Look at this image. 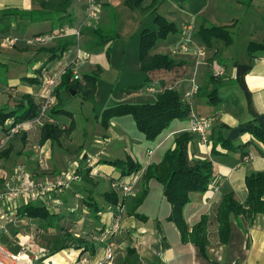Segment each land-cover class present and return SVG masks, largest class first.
<instances>
[{"label":"crops","instance_id":"1","mask_svg":"<svg viewBox=\"0 0 264 264\" xmlns=\"http://www.w3.org/2000/svg\"><path fill=\"white\" fill-rule=\"evenodd\" d=\"M38 1L0 0V11L12 9L30 12L39 9ZM95 1L100 11L99 26L109 25L110 18L105 6L109 7L115 13V32L118 36L98 51L83 49L89 39L86 29L91 27L85 13L88 0L81 6V13L74 7L75 0L72 1L68 11L73 14V21L70 25L64 24L60 32L52 29L51 21L29 22L20 18L11 22L6 32L8 34L0 32V64L6 66L5 74L0 75V109L17 106L24 96H30L38 103L42 92L41 84L31 85L24 78H36L39 81L47 71L65 68L75 59L78 50L81 56H87V61L80 68V74L92 73L96 67L100 68L93 97H85V103L76 109L79 112L77 114L73 111V104L71 110L66 107L72 115L71 118H58L60 121L62 119L60 123L64 127L71 120L75 123V128L65 143L71 152L49 167L58 172L64 170L65 163L68 166L71 160L86 158L90 168L87 169L88 177L79 178L69 190L62 191L59 195L56 191L36 198L31 196L27 200L19 199L10 207L6 202L0 203V243L13 254L21 253L19 264H49L51 259V264H74L80 255L88 256L89 264H99L104 243L94 240L93 237L101 236L105 228L111 225V213L114 210L112 206L104 203L102 194L111 190L112 183L128 182L135 178L133 193L123 203L124 213L119 231L112 237L114 259L111 264H126L123 260L128 247L136 250L140 264H264V216L256 215L251 224L242 216L231 217L229 239L225 245L218 243L216 225L211 222L208 227L210 243L205 252L206 257H203L197 247L181 242L178 229L167 220L171 207L162 194L161 186L155 181L148 184L142 181L146 166L158 164L163 154L174 148L175 140L187 133L191 136L187 151L189 160L206 159L213 165L209 190L204 193L191 192L188 195V203L183 208V218L188 229L202 216L212 217L223 194L231 192L238 201L245 200V178L252 173L264 171V154L260 153L264 149L244 131L249 126L264 129V49L248 52L250 44H264V0H157L152 9L147 8L151 0H145L142 8L133 11L124 5L125 0H114L117 3L113 0ZM153 9L166 21L173 23L177 32L169 33L164 40L157 41L148 54L167 55L182 65L172 70L141 72L138 33L142 29H156L153 14H150ZM120 13L124 14L123 18ZM185 24H192L194 28L192 48L186 54H172V46L179 41L181 27ZM201 26L228 28L232 32V43L226 46L222 40L211 39L209 44H205L198 34ZM76 31L80 32L79 38L72 34ZM37 35L50 39L44 44L32 43L31 39ZM63 36H73L77 44L69 47L64 52L66 55L63 53L59 60L49 61L51 54L38 53L39 48L55 47L57 38ZM134 37L137 38V50L136 47L133 49L132 58L124 64L125 52L121 44L128 43ZM7 38H16L15 45L6 47L4 41ZM114 44L120 45L118 50L121 54L118 53L117 58L111 48ZM197 50H200V54H197ZM129 61L130 65L127 64ZM128 67L135 71L132 74L127 73ZM134 75L136 80L131 82ZM212 76H218L219 79V102L215 106L208 103L206 95L212 87ZM152 83L157 86L156 93L143 91L146 85ZM194 85L198 87V92L188 100L189 115L213 119L208 144H201L196 136L188 132V117L173 120L152 142L145 140L136 130L130 116L110 120L104 127L102 140L97 137L95 125L100 122L99 115L103 110L120 104H153L156 96L164 90H173L183 96ZM115 86L117 94L113 91ZM101 91L104 98L108 97V101L114 96L112 101L116 104L96 113L91 104ZM71 100H68L67 106ZM88 107L91 114L83 116L82 109H89ZM90 117L96 118V124L94 131L86 138V131L82 126ZM79 119L82 120L81 124ZM21 125L20 133L13 137L11 150L18 154L17 148L20 151L24 147V153L12 155L16 159H1L6 162L0 165V187L4 180L14 174L16 166H22L35 181L50 180L49 176L43 174V169L38 167L34 151L31 156L30 151H27L34 150L29 147V142L34 137L39 140L40 127L34 121ZM3 133L0 127V136ZM220 139L234 147H243L225 149ZM97 144L103 150L100 154L88 157L89 148ZM148 151H153L149 158ZM245 157L249 159L244 160ZM126 159L139 163L141 169L123 178L117 169L105 163ZM98 171L104 174L103 179L94 177L101 175ZM90 173L94 178L90 177ZM76 196L80 199H75ZM88 197L94 199L102 209L98 220L91 218L84 204ZM28 203L42 204L56 214L59 218L57 225L45 227L43 223L19 214V208ZM4 212L12 213L8 221L2 219ZM60 228L88 242L92 249L83 251L71 247L49 254L47 246L61 233ZM36 229L45 232L37 236ZM23 241H26V248L22 252ZM37 253L40 260L35 262L31 258Z\"/></svg>","mask_w":264,"mask_h":264},{"label":"trees","instance_id":"2","mask_svg":"<svg viewBox=\"0 0 264 264\" xmlns=\"http://www.w3.org/2000/svg\"><path fill=\"white\" fill-rule=\"evenodd\" d=\"M72 1L58 0L54 2L52 0H39V9L30 12H20L12 9L0 11V32L8 34L6 32L10 28L11 22L16 18L29 22L48 20L53 24L52 29H58V32H60L64 24L70 25L73 21V14L68 11ZM144 1L125 0L124 5L133 11L142 8ZM156 3L157 0H151L147 8L152 9ZM105 9H107L110 18L109 25L107 27L96 25L86 29L89 39L83 45L84 50L94 49L98 51L118 37L115 32V13L109 7L105 6ZM150 14H153V22L156 25V29H142L138 33L140 71L172 70L175 67L181 66V62H177L167 55L150 56L148 54L157 41L164 40L169 33L177 32V27L158 15L156 9H153ZM198 34L205 44H209L211 39L222 40L226 46L230 45L233 41L232 32L226 27L201 26L198 29ZM76 44L77 41L73 36H63L57 38L55 47L49 49L41 48V50L39 48L38 53L51 54L49 61H55L59 60L69 47ZM259 49H264V44H250L248 46L249 53ZM5 72L6 66L0 64V75L5 74ZM99 72L100 68L96 67L92 73H82L80 80L71 81V66L69 65L65 68L60 83L55 89L56 104L50 111V116L54 118L55 123H44L40 127L39 145H44L46 142L59 143L61 138H67L72 134L75 128L74 121L71 120L69 125L64 127L56 120V117H72L71 113L65 109L68 100L71 98L70 93L72 91L75 93L82 91L84 97H93L96 91ZM217 77L212 76L210 78L212 87L206 94L208 103L213 106L219 102L217 96L219 79ZM24 80L31 85L41 84V79H39L40 82L36 78H24ZM38 104L39 102L36 103L30 96H24L17 106L0 109V127L3 132L9 129L10 125L6 126L7 121H12L11 126H15L35 120L39 115ZM189 113V107L186 103L182 102V96L173 90H164L156 96V101L153 104L116 105L103 110L99 115V120L106 127L112 119L130 116L136 130L143 135L145 140L152 142L169 127L173 120L187 118ZM244 131L250 134L253 141L264 149V129L257 126H249ZM220 140L221 145L228 150L243 147H234L224 139ZM190 141L191 136L189 134L183 133L180 135L174 142V148L167 150L158 164H148L146 166L142 175V181L145 184L155 181L161 186L162 194L171 207L167 220L172 222L178 229L182 243L194 245L198 248L201 255L206 257L205 252L210 243L208 227L211 222H214L216 225L218 243L225 245L229 239L231 217L238 218L242 216L247 220L248 224H251L256 215L260 214L264 216V171L252 173L245 178L247 195L243 202L238 201L233 193H225L221 196L219 203L215 207L212 217L202 216L191 229H188L183 218V208L188 203V195L191 192L204 193L209 190L213 177V165L211 161L206 159L201 161L189 160L187 151ZM10 152L11 144L1 153L0 159L8 157ZM260 153L264 154V152ZM244 156L242 155V157ZM105 163L117 169L122 178L131 176L141 169L139 163H135L130 159ZM88 174L89 170L85 172L86 178ZM102 199L105 204L113 208L120 201L118 192L112 187L109 192L102 194ZM84 204L88 208L91 218L98 220L99 213L102 210L99 204L89 197L84 200ZM18 213L26 218L43 223L45 227L55 226L59 221L57 215L42 204L28 203L21 206ZM60 232L48 244L47 250L49 254H56L71 247L76 250L83 249V251L92 249L88 242L72 236L67 230L60 228ZM123 263L140 264L134 248L128 247L126 249Z\"/></svg>","mask_w":264,"mask_h":264},{"label":"built area","instance_id":"3","mask_svg":"<svg viewBox=\"0 0 264 264\" xmlns=\"http://www.w3.org/2000/svg\"><path fill=\"white\" fill-rule=\"evenodd\" d=\"M99 8L95 0H88L85 8L86 18L90 23L91 27L96 26L99 19ZM94 24V25H93ZM193 26L192 24H185L181 27L180 30V39L179 41L172 46L171 52L172 54H186L190 51L193 45L192 34H193ZM77 38L80 37V32L76 31L72 33ZM50 38L42 35H37L31 39L32 43L44 44ZM5 42L9 46H13L16 43V38H7ZM197 54H200V50H197ZM64 55H66L64 53ZM87 61L86 55H80V51H77L75 59L71 61L67 66H71L72 69V78L71 81H76L81 79L80 68ZM66 66V67H67ZM65 67V68H66ZM65 68L59 70H49L47 71L43 77H41V90L40 100H39V115L33 120L34 123L41 127L44 123H55L54 118L50 116V111L56 104V96L55 89L58 87L61 76L64 73ZM143 91L147 93L154 94L158 91L157 86L152 83L146 85L143 88ZM198 92V87L195 85L191 87V89L184 93L182 96V102L186 103L188 106V100L191 97L196 95ZM212 118L209 117H200L194 114H190L188 116V132L191 135L197 137L198 141L201 144H208L209 142V133L212 128ZM31 122V121H30ZM9 129L4 132L0 136V155L6 150L9 146V143L13 139V137L20 133L22 129L21 124H17L15 126H11L12 121L7 122ZM26 123V122H24ZM36 152V160L38 167H44V155L41 154L39 147H35ZM153 151L147 152V158L152 155ZM249 159L245 157L244 160ZM78 169H74L71 172L65 173L63 176L53 179L47 180L44 182L35 181L32 177L24 171L21 166H18L14 174L9 178L2 182L0 187V203H8L9 207L12 204L16 203L19 199L27 200L32 197L43 196L48 193H53L61 190H69L71 185L79 180V175L77 173ZM92 176V173H90ZM136 179H130L128 182H115L112 183V188L118 192L119 194V203L114 207L113 212L111 213V225L102 232L101 236H94V240H98L104 243L103 246V254L101 259L99 260V264H111L114 259V242L112 241V237L115 233L119 231L120 223L122 220V216L124 213V205L123 201L130 197L133 193ZM217 188H214L216 191ZM76 199L79 200L80 197L76 196ZM6 202V203H5ZM12 213L4 212L2 215V219L8 221V218L11 217ZM36 235L40 236L44 234V230L37 229ZM22 248L21 251H25L26 241L21 242ZM30 246V245H29ZM21 254V253H20ZM20 254L11 253L3 244L0 243V264H19ZM33 261L37 262L40 260L39 254H34L31 258ZM52 262V259L50 260ZM49 262V264H51ZM74 264H89V257L80 255L77 257V260Z\"/></svg>","mask_w":264,"mask_h":264},{"label":"rangeland","instance_id":"4","mask_svg":"<svg viewBox=\"0 0 264 264\" xmlns=\"http://www.w3.org/2000/svg\"><path fill=\"white\" fill-rule=\"evenodd\" d=\"M85 1L86 0H75V4H74V7L76 8V10L78 11V13H81L80 11L82 10L81 9V6L85 3ZM113 2H115V3H117V1H114L113 0ZM97 6H98V4H97ZM121 15V17L123 18V13H120ZM98 25L100 24V17H99V19H98ZM94 25V24H93ZM5 42V41H4ZM120 44H121V42H119ZM5 45H6V47H10L6 42H5ZM122 45V49L124 50V52H125V57H124V64H125V62L127 61V60H129L130 58H132L131 57V55H133V49H135V47H136V50H137V38L136 37H134L132 40H130L128 43H124V44H121ZM119 44H114L111 48H112V51H114V56H115V58H117V57H119V54L118 53H120L119 52ZM81 47V46H80ZM136 52V51H135ZM121 54V53H120ZM127 64H129L130 65V61L127 63ZM126 71H127V73H130V74H132L135 70L134 69H132V67H128V69H126ZM134 80H136V77H135V75L133 76V79L131 80V82H135ZM130 82V81H129ZM117 87H119V85L117 86ZM116 86H115V88H113V91L114 92H116V88H117ZM125 87V86H124ZM123 87V88H124ZM116 94H117V92H116ZM114 97V96H113ZM112 97V98H113ZM104 97L102 96V91L99 93V95L94 99V103L92 102V104L91 105H93V107L95 108V112L96 113H100L104 108H107V107H109V106H112L113 104H116V103H114V101H112V98H110V100L108 101V97L107 98H104ZM71 103H70V105L69 106H67V110H71V108L70 107H72V104L75 106V108H73V111L77 114V113H79L78 111H76V109H78V106H82L84 103H85V97H84V95H83V92L82 91H79V92H77L74 96H72L71 97ZM89 109H87V108H85V109H82V113H83V116H89L90 114H91V111H90V107H88ZM58 118H63V117H56V120H58L59 122H61L62 121V119H61V121H60V119H58ZM65 118V117H64ZM93 117H90L89 118V120H88V122L86 121V123H87V125H86V123H84L83 124V126L82 127H84L83 129H85V131H86V134H85V137L87 138V137H89V135L91 134V132H93L94 131V125L96 124V118L95 119H92ZM68 119V118H67ZM128 119H130V118H128ZM130 121H131V119H130ZM80 122H82V120L81 119H79V123ZM132 122V121H131ZM81 124V123H80ZM7 125V124H6ZM86 125V126H85ZM81 129V126L79 127V130ZM95 130H96V134H97V137L100 139V140H102V138H103V135H104V126L100 123V122H98V124H96L95 125ZM67 138H63L61 141H59V143H51V142H46L44 145H39L38 144V139L36 138V137H34L32 140H30V145H29V147L30 148H35V147H39V150H40V152H41V154H43L44 155V159H45V162H44V167H42V172H43V174L46 176H49L48 178L50 179V180H53V179H57V178H59V177H61V176H63L64 174L63 173H68V172H71V171H73L74 169H78V171H77V173H78V175H79V177L82 179V178H85V172L87 171V169H90L89 168V166H88V162H87V159L85 158H83V160H76V161H72L71 160V162H68V161H66V162H68V166H67V164L65 163L64 165L65 166H63V169L64 170H60V171H58V172H55V171H52L51 169H49V167H50V165H52V163L53 162H59V158H60V160H63L64 159V156H68L67 155V153L69 152H71V150L70 149H68V148H66V145H65V143H66V140ZM14 140V139H13ZM12 140V141H13ZM12 141L9 143V144H12ZM22 141V140H21ZM23 142H24V139H23ZM27 142V141H26ZM61 143V144H60ZM23 148L24 147H22V149L19 151L18 149L19 148H17V153L18 154H15L16 152L14 151V150H11V152H10V154H9V156L8 157H6V158H4V159H16L15 157H13V156H15V155H20L21 153H24V151H23ZM103 149L102 148H100L99 147V145L97 144V145H93V146H91V148H89V154H88V157H92V156H94V155H96V154H100V152L102 151ZM27 151H30L29 152V155L31 156L32 155V152L34 151V155H36V152H35V149L34 150H27ZM14 153V154H13ZM13 155V156H12ZM70 155V154H69ZM101 157L103 156L104 157V155L103 154H101L100 155ZM35 161H36V163H37V160H36V158H35ZM4 162H6L5 160L4 161H2L1 159H0V165L2 164V163H4ZM46 163H47V165H46ZM17 164V163H16ZM95 166H96V164H95ZM18 166H16L15 168H17ZM22 167V166H21ZM25 171V170H24ZM25 172H27L28 173V171H25ZM98 173L99 174H101V175H97V176H94L95 178H99V179H103V177H104V174L103 173H101V172H99L98 171ZM29 174V173H28ZM90 177L91 178H94V177H92L91 175H90ZM33 180H35L34 178H33ZM42 182H44V181H42ZM110 189H111V186H110ZM65 192L66 190H61V191H58L57 190V193L56 194H62L61 192ZM97 191H100V189H97ZM75 199H76V197H74ZM1 205V204H0ZM52 208V207H51Z\"/></svg>","mask_w":264,"mask_h":264},{"label":"water","instance_id":"5","mask_svg":"<svg viewBox=\"0 0 264 264\" xmlns=\"http://www.w3.org/2000/svg\"><path fill=\"white\" fill-rule=\"evenodd\" d=\"M76 93L74 92V91H72L71 93H70V95L71 96H74Z\"/></svg>","mask_w":264,"mask_h":264}]
</instances>
